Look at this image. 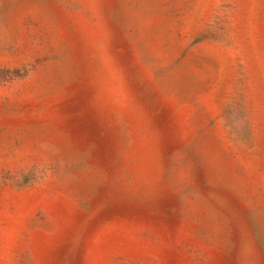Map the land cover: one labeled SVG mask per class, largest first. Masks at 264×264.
<instances>
[{"label":"rangeland","instance_id":"1","mask_svg":"<svg viewBox=\"0 0 264 264\" xmlns=\"http://www.w3.org/2000/svg\"><path fill=\"white\" fill-rule=\"evenodd\" d=\"M0 264H264V0H0Z\"/></svg>","mask_w":264,"mask_h":264}]
</instances>
